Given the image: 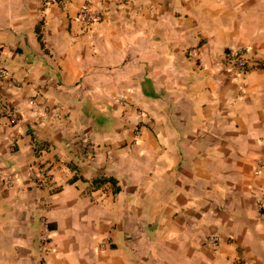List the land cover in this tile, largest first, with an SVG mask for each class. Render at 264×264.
Returning <instances> with one entry per match:
<instances>
[{"label": "crops", "instance_id": "0c3cea01", "mask_svg": "<svg viewBox=\"0 0 264 264\" xmlns=\"http://www.w3.org/2000/svg\"><path fill=\"white\" fill-rule=\"evenodd\" d=\"M84 2L0 0V264H264V0Z\"/></svg>", "mask_w": 264, "mask_h": 264}, {"label": "built area", "instance_id": "2783aa9c", "mask_svg": "<svg viewBox=\"0 0 264 264\" xmlns=\"http://www.w3.org/2000/svg\"><path fill=\"white\" fill-rule=\"evenodd\" d=\"M51 1V0H50ZM56 2H60L62 0H53ZM77 18L85 27L90 26L95 21L99 20V14L98 12L91 9L89 0H85V2L78 8L77 11ZM224 60L226 64L234 68L238 73L245 72L247 60L245 57V48L239 47V48H233L227 51L224 56ZM6 78V71L4 68L0 67V79ZM253 171L255 174H262L264 172V160L261 158H257L255 160V164L253 166ZM28 175L31 177V179L35 183H41L43 180V177L41 175V172L38 171V169L35 170L34 168H29L27 171ZM10 182V180L8 179ZM257 207L259 208L260 212L264 215V189L260 191V193L257 195ZM48 228H47V222L46 220H42V231L39 235V251L43 252L45 250V246L49 243V235L47 234ZM207 244H209L212 247L217 246L218 244V238L216 236H209L207 238Z\"/></svg>", "mask_w": 264, "mask_h": 264}]
</instances>
